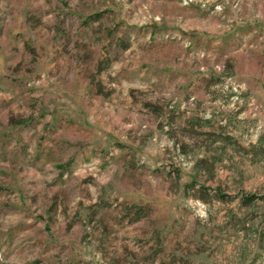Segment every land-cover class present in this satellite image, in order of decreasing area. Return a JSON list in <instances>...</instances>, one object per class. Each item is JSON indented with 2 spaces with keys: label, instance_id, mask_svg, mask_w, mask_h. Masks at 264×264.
Masks as SVG:
<instances>
[{
  "label": "rangeland",
  "instance_id": "374dc122",
  "mask_svg": "<svg viewBox=\"0 0 264 264\" xmlns=\"http://www.w3.org/2000/svg\"><path fill=\"white\" fill-rule=\"evenodd\" d=\"M0 264H264V0H0Z\"/></svg>",
  "mask_w": 264,
  "mask_h": 264
},
{
  "label": "trees",
  "instance_id": "16d2710c",
  "mask_svg": "<svg viewBox=\"0 0 264 264\" xmlns=\"http://www.w3.org/2000/svg\"><path fill=\"white\" fill-rule=\"evenodd\" d=\"M201 186L204 187L203 185H201ZM216 196L219 199H226L227 197L230 196V194L227 192H223L221 190H218L216 192ZM240 197H241V202H243L244 204H250L256 198V194L255 193H247V194H242Z\"/></svg>",
  "mask_w": 264,
  "mask_h": 264
}]
</instances>
